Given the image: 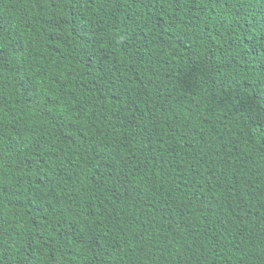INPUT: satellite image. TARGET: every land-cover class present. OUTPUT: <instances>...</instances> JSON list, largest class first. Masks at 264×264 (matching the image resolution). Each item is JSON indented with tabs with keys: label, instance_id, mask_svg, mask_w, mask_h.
<instances>
[{
	"label": "trees",
	"instance_id": "1",
	"mask_svg": "<svg viewBox=\"0 0 264 264\" xmlns=\"http://www.w3.org/2000/svg\"><path fill=\"white\" fill-rule=\"evenodd\" d=\"M0 264H264V0H0Z\"/></svg>",
	"mask_w": 264,
	"mask_h": 264
}]
</instances>
